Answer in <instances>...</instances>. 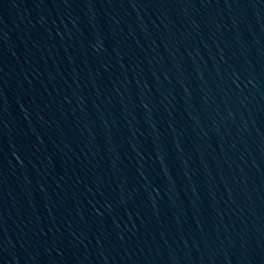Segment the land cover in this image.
<instances>
[{
  "label": "water",
  "instance_id": "obj_1",
  "mask_svg": "<svg viewBox=\"0 0 264 264\" xmlns=\"http://www.w3.org/2000/svg\"><path fill=\"white\" fill-rule=\"evenodd\" d=\"M0 264H264V0H0Z\"/></svg>",
  "mask_w": 264,
  "mask_h": 264
}]
</instances>
